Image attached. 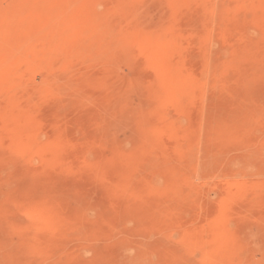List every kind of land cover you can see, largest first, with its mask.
Segmentation results:
<instances>
[{
	"label": "rangeland",
	"instance_id": "1",
	"mask_svg": "<svg viewBox=\"0 0 264 264\" xmlns=\"http://www.w3.org/2000/svg\"><path fill=\"white\" fill-rule=\"evenodd\" d=\"M2 1L0 3L1 4L0 5V13H5L6 11L10 12V10L15 13V15H14L15 20H13V21H15V23H14L15 28H14V25L12 27L13 36H12V39H10V41L7 42L6 46L9 47V49H10V47H12L13 50L15 49L14 52H16V53H17L16 49L19 48V50H20V48H21L20 47L21 46L20 40H23V44L27 43V45H28L27 41L30 42V39H31L30 43H33V41L36 43V42H38V41H36L37 39H39V41H40L44 37V35H48L49 33H51L53 31V29L55 28L56 24H58L60 22V21L57 22L58 16H59L60 20H62L61 22H63V23L65 22L69 25V26L67 25L68 29H66L64 31L65 36L64 35H62V36H64L63 38L69 40L70 42H76L77 40H79L80 36L82 35V31L84 32V31H86V29H87V35H89V38H90V36L93 34L92 27H94V24H93L94 22L91 20L92 16L95 15L96 13H99L101 15L106 14L107 12H109V10H110V12L105 15L107 18L106 20H108L109 23L114 24V26H116V29H115L116 33H114L115 35L116 34H118V36L122 35V37H121L122 41H119L120 44L118 42L117 43L118 45L114 49H112L113 47L110 48V49H112L110 53H108L110 51V49H109V51L104 50V53H103L104 56H103L102 52H101V56H100V54L99 55H95V54L89 55L85 58V60L80 61L81 63L83 62L84 64L83 63L80 64L79 67H78L79 61H77L75 63L76 64V67L74 69L75 71H73V73H72L73 74V78L71 80L72 83L68 84V85H70V87L68 85L66 87H64L65 85H63V84L59 85L58 84L59 80L56 79L57 80L56 81L54 79L55 80V81H53L54 85L58 84L57 85L58 87H56L52 90V89H50L51 88L50 83H49V85L47 83L48 79L50 81V78L45 73L43 74L42 72H39V71H36V72L32 71L30 73V77H31L30 80L32 82V86L34 87V89H36V91L35 92H29L28 94L27 93H25V94L21 93L20 95L14 94V95H12V97L8 98L9 96H6V94H7L6 91L11 90L12 88L13 89L16 88L15 86H17V83H18L16 81L17 77H19L20 75H23V74L25 75L27 70L20 68L18 65L16 66V64L11 63L12 60H9V62L7 61L6 65L0 66V99H1L0 100V109L4 113V114L3 113L0 114V148H1L0 153H2V156L0 154V157L2 160L4 157H5L4 159H6L3 161L0 159V161H1L0 162V237L6 238L10 241V242L8 241L9 247L6 246V247L0 248V254H1L0 262L4 261L5 259H8V256L10 257L11 255H12V258H16L17 256L18 257H22V256L25 257L27 255H31V253H33V252L34 253L38 252L37 254L46 255L44 260H42L41 263L39 262L38 264H105L103 259L98 258V255L106 254L115 245L120 243V241L130 240V239L135 240L134 233H135V230L138 228V225L141 226V224H138V223H140L139 221H141L142 213H141V211L137 212V213L134 212V214L136 213L135 215H133V213H132V215H130L128 217L127 222L125 224H123V227L119 228V229L116 227V224L112 228V225L114 223L113 220H115V223H116V217H117V214H116V216L114 217L115 219L113 217H112L113 219H111L110 217L108 218L109 221L110 220L112 221L110 224H107L108 228L111 231L106 227V225L104 226L106 228L101 226L102 227L101 229H100V225H99L98 231H96L94 234H90V230H89L90 219L93 222L100 221L102 223V220L105 219V217H101V219H99L100 216L98 214H99L100 210H98V209H96V210L94 209V211L86 212L85 215L79 214V213L77 214L75 212L78 209H82L83 206L85 205V203H86L85 202L86 190L88 191L90 189L89 187L94 185V187L91 189L95 190L97 197H99V200L104 201L103 203L106 205V201L110 199L109 197L113 193L117 192L119 189V186L122 185V182L120 181V179L117 176L121 175L123 173V171H125V168L127 165L133 166L134 164H137L141 160L144 159V157H143L144 155L142 153L140 154L138 152L139 147L146 146V144H148L147 145L148 147H150L149 145H151V147L152 146L156 147L157 145L161 146L163 148L169 147L171 145L170 140L167 141L169 139L168 136L170 137V135H169L170 129L169 128H170V126H172L174 124L179 125V127L181 126V128L182 127L185 128L186 131H188V132H193L197 128L196 122L195 123L193 122L194 124L191 122V117L194 114V109H193V111L190 109H187L186 111H184L185 113L182 112L181 118H180V116H178V111H179L183 101L180 100L179 97L177 98V96H175L172 93V92H174L175 89L173 87H170V85L174 86L175 82H173V81L180 79L181 76H182L181 77L182 79H183V77L184 78L186 77V74L188 76V70L186 68H188L187 65L190 63V60H191L190 55L192 54L193 55L192 57L194 58V56L196 55L195 53H197L200 50V47H202L203 41L206 39L205 36H204V39L199 38L201 41H198L195 39V37H197V36L202 37V35H203L202 31H204L205 35H206V31L203 29L204 26H206L205 27L206 29H207V27L211 26V30L208 29L209 32L207 31L208 34L206 35V37L210 38V36H212L211 38H213V40L217 39L219 36H224V37H227L228 35L229 36L235 35L236 37L238 36L236 38L237 41H234V43H232L230 45V49L232 48L231 51H233V55L232 56L227 55L228 56L227 57L228 63L226 64V66L225 65L222 66L223 65L222 64L221 68L219 67L220 71L223 72L222 74L227 76V80L225 79L226 83H228V85H230L231 83L235 84L234 85L235 88H233L234 87L233 84H231L230 86L226 85L222 88H218L219 90H222L219 92L220 96L222 97L221 99H224V98L227 99V97H229V99H227V100H231L234 103H242V102H245L246 100H248L249 96L250 97L253 96L254 93L250 92L251 90L249 91L248 89H246L245 85H246L247 79H248V77H247L248 72L247 71L250 68V66L252 65V63H254L258 59V62L261 61V66H260L261 69H264V0H245L247 2V3H245V5H243L242 3H234L235 0H216V1L212 0V2H213L211 5V8H212L211 11L212 12L210 11V7H209V9H206V6H203V5L195 7L194 3H196V2L199 3L200 2L199 0H194V1L193 0H98V1H96V0H69L68 1L69 5L67 7L68 9L64 7L65 9H67L68 14L64 13L66 11L65 9L64 10H61V9L58 10L59 5H61V7H62L63 0H45V1H43V0H38V1L37 0H2ZM236 1H238V0H236ZM44 2H46L47 4ZM202 2H204V1H202ZM38 3L42 9L38 6ZM42 4H44V5L46 4V6H47V7L45 6L46 9H45L44 5L42 7ZM26 5L28 6V8ZM36 5H37L38 9H37ZM195 5H197V4H195ZM31 7L32 8L34 7L33 8L34 10ZM198 7L200 8L198 10V12L200 11L201 13H203V15H205L204 13L206 11H210V14H212V16H210L211 19L207 20L206 17L205 18L202 17V19H201V16H200L199 19H197V20L185 21L184 17L186 16L185 18H187L188 15H190L191 12L194 13L195 11H193V10H195ZM43 8L45 9V11L47 12V15H48V17L46 16V18L44 16V15H46L45 14L46 12L44 11ZM241 8L243 9V12H245V13H241L242 12ZM236 10H238V11L236 12ZM183 12L185 13V15ZM198 12H195V13H198ZM18 13H19V17L22 19H20L18 17ZM43 13H44V15H43ZM92 13H93V15H92ZM214 13H216V14H214ZM237 13L239 15H242V16L240 17ZM38 14L40 15V17L42 19L38 18V16H39ZM51 14H53L52 16L54 18L57 15L56 20L52 19L51 22H49V23L47 22V24H45L46 22H43L42 20L45 19V21H46L49 18V16H51ZM137 14H139L140 17H142L143 23H140L141 26H139L140 28H139L138 33H136V34L134 33L135 36L131 33L128 35L127 33L131 29L130 24L132 27L133 26L132 24L134 23V21H133L134 17ZM26 16H28V17H26ZM35 16H36V18H35ZM65 16H66V18H65ZM67 16H68V18H67ZM63 17H64V19H62ZM30 18H31V22H30ZM37 18L39 20H37ZM22 20H24V21H22ZM48 24H49V26H46ZM91 25H93V26L91 27ZM181 25H182V27H181ZM202 26H203V28H202L203 30L199 31ZM178 27H180L182 30L178 29ZM184 27H185V29H183ZM44 29H46V30H44ZM88 29H89V33H88ZM169 29H171V31ZM21 30H22V32H21ZM172 30H173V32H172ZM175 31H176V33H175ZM180 31H182V34H180ZM64 32H63V34H64ZM199 32H202V34L200 35ZM14 33L15 34L17 33V36ZM19 33H21V34L19 35ZM188 33L191 36L188 35ZM196 33H198L199 35L196 36ZM186 34L188 36H190L189 38H191L193 36V38H192L193 40L188 41V37H186ZM222 34H225V35H222ZM78 35H80V36H78ZM130 35H132V36H130ZM172 35H173V37H175V41L177 39V44H175V41H174V38L172 37ZM179 36H181L180 38H183V41H181L182 39L180 40ZM40 37H41V39H40ZM130 37H132V40ZM229 38H231V37H229ZM238 38H241V39H238ZM32 39H33V41H32ZM171 39H173V40H171ZM179 40L181 43L178 42ZM186 41L190 42L189 46L188 45L186 46V47H188L187 49H185L186 47L184 48V45L188 44V42H186ZM102 43H104V42H102ZM119 45H121V46H119ZM217 45H218L217 43H214V46H215L214 50L216 48L217 49L219 48V45H218V47H217ZM23 46H22V49L20 50L22 52L21 54H23V53L26 54L24 52L26 50V47L23 48ZM166 46H168V47H166ZM120 50H122L121 53H123V54L120 53ZM196 50H197V52H196ZM20 51H18L17 54L15 53L16 56L14 58H18L17 55H19ZM41 51L42 50H40V51L36 50L37 53H35V52L34 53H27L26 57H28L29 61H33L34 60L33 58H35V61H36L37 59H39L41 57L38 55L39 53H41ZM106 52L108 53V55ZM193 52L195 55L193 54ZM124 53H125V55H124ZM116 55H118V56H116ZM114 56H115V58H113ZM96 58H97V60H96ZM111 58H112L111 61L114 60L112 63L113 65H111L110 67L109 66L106 67V65H107L106 62H108ZM214 59H215V55L213 54L212 60H214ZM185 61H186V63H185ZM93 62H94V64H93ZM178 62H180V63H178ZM182 62L184 65L181 64ZM118 67L121 70L120 69L118 70ZM183 68L186 70H184ZM171 69H172V71H171ZM81 71H82V73L84 72L83 73L84 76L81 74ZM119 71L121 73H119ZM86 72H87V74H86ZM16 74H18V75H16ZM222 74H220V76ZM263 74H264V70L262 71V74L259 75V80H261L263 82V83H261V85L259 84L260 88H259L258 84L257 85L255 84L257 87H254L252 89V91H257L256 88H258V91H261L262 90L261 87H264V85H263L264 84V80H263L264 75ZM104 75H105V77H104ZM108 75L109 76L113 75L112 79L114 78L116 80L117 86L120 85V87L122 86L123 88H126V89L131 87V86H129L128 83H131L132 81L136 82V81L141 80V85L137 89H133L131 91V94H129V97H128L129 102H130L133 110L138 111V109H139V111L136 113L134 112L135 114H132L131 120H125L124 118L122 121L120 119H119L120 121L119 120L117 121L115 119H110V124L108 125L109 128H107L109 131V135L108 136L106 135L103 137H104L105 141H106V137H107L108 140L112 139L111 141H115L117 144L122 145L123 148L126 150V152L130 149L128 151V158L127 159H123V158L119 159L117 157L118 155H117V152L115 150L113 151V149L111 147H106L103 150V156L105 159H103L101 165L103 167H105L106 171L108 172L107 177H109L112 181L110 179L109 180L104 179V180L100 181V180H97L95 178L96 181L93 184L94 179L89 180L92 178H88L89 176L87 175L88 173H86V170L81 168V166H80V168H81L80 169L77 162H75L76 161V158H75L76 150L74 152H72V149H71L72 147L70 146V142H72L74 139L81 141L84 136L85 137H86V135L89 136L90 133L92 132V130L93 129L95 130L94 126H95V123L97 124V118H98L97 116H98L99 111H100V113H102L101 116H99L100 118L102 116H105L104 110L101 109L100 107L102 105V102H105L104 100H106V99H104V92L106 90V89L104 90V87L106 88V85L104 86V80L107 78ZM232 76L235 78V82L238 81L237 84L233 81L234 79ZM78 77H80V78L82 77L81 80ZM41 78H44V79H41ZM46 78H47V80H46ZM147 78H148V80H147ZM207 78L209 81L210 76ZM51 79H52V77H51ZM76 80H78L77 82H79V80H80V83L75 82ZM231 80H232V82H231ZM44 82L47 84L45 85ZM63 82L64 81H60V84ZM119 82H121V84H119ZM145 82H147V83H145ZM209 82L207 83L206 87H208ZM74 83H76V84H74ZM171 83L174 85H172ZM142 84H143V87H141ZM54 85L52 84L53 87H54ZM59 86H61V90H62V92H64V93H62L63 95L59 92L60 90L57 91L58 89H60ZM174 87H176V86H174ZM206 87L204 88L203 91L208 90L207 95H209V93L213 94L215 92V89L212 88L211 90H209L210 87L208 89ZM228 87L230 89L233 88L232 91H230V89H228ZM243 87H244V89H243ZM69 88H71V90L72 89H74V90L70 91ZM165 88H166V90H165ZM39 89H44L45 93L43 95L37 94L38 93L37 90H39ZM102 89H103V91H102L103 93L101 96L103 98V101H102V98H100L101 96H99ZM242 89H243V91H242ZM68 90H69V93H68ZM212 90H214V92H211ZM52 91H53V93H52ZM167 91H169L170 93H167ZM203 91H202V94H204ZM216 91H218V90H216ZM76 92H77V94H76ZM207 92H205V95L203 96V97H205L204 98L205 100L207 99V96H206ZM3 93L6 97H1L3 95ZM70 93H72L71 96H70ZM73 93L76 95H74ZM171 93H172V95H171ZM223 93H225V94H223ZM79 94H80V96H79ZM87 94H89L88 98H87V96H88ZM155 94L157 95V97L159 96V99L157 101H156V99L153 98V97H156ZM222 95L223 96L226 95V96L223 97ZM84 96H85V99L87 98L86 100L84 99ZM91 96L94 97L95 99H97V98L98 99L93 100L94 98L93 99L90 98ZM42 97H43V99H42ZM44 97H46V98H44ZM69 97H71V98H69ZM210 97H211V95L208 96L209 100H210ZM63 98L65 100H63ZM78 99H80V101ZM152 99L154 100V103L151 101ZM178 99L180 100V105H179ZM204 99L202 98L203 102L201 105H203V109L205 106V108L207 110L206 109H205V111L203 110L204 112L202 114L203 118L201 120V123L203 124L202 127L204 128V131H206V132H202V138L204 139V141L202 139L203 143L201 142V148H203V146H202L203 144H204V146L206 144L212 145V148H214V145L215 146L217 145L216 147L219 148L220 146L224 147L226 144H232L233 143L235 146L237 145L238 147L236 146L237 147L236 148L233 145L234 147H231L232 149L227 148V157L230 158L231 154H233L232 155L233 158H237L238 157L237 154H239V153L241 154V155L239 154V156H241V157L237 158L239 161L237 160L238 163L236 164V171H235L236 173L234 172L231 174L227 170L225 172V169H221L219 171L216 170L213 172L214 175L212 174V176H210L209 179L205 180V182L201 178L196 177L192 180V183L195 182V183H193V185L195 187H198L199 189L203 190V192H202L203 198H204L203 200L205 202H207V203H209V205H213V206L218 205L219 209H221V212L223 213L222 215H223L224 219L225 218L229 219L228 220L229 222L227 221L226 223H228L227 226H228L230 234H228V236H226L227 238H224L220 243H217V245L215 243V245H213L214 247L211 246L210 247L211 249L208 248L207 252L204 253V251L202 252V249H200L199 246H198L199 248L197 247L198 244L200 245L202 243L201 237L199 235H196L192 232H190V233L184 232L183 226L179 225V224L177 226L173 227L172 229L169 227H166V225L163 226L164 225L163 220L159 219L158 222H154L152 225L149 226L151 231H150V229H148L149 227H147V226H143L141 228V230L143 231V236H145L144 239H145V241H147L146 242L148 245L147 258L151 264H153V263L154 264H159V263L160 264H175V262L177 264V261H176L177 257L176 256L177 255H184L183 252L185 251V253H186V251L193 246H194V248H193V251H194L193 256L194 257L193 258L197 262L198 261L201 262L204 259V257L209 256L210 254H213V256H214L215 253L217 255H219V254L221 255V253L224 252L225 255H227L228 254L227 249H229V247H230L229 244H233L235 242L234 239L238 240V237L234 235V232L238 228V221L233 218L232 214L233 213H234V215H235V213L241 214V212H243L246 215H249L248 213L251 212L250 216H252L253 214L256 213V214H260L259 216L257 215V217H262L261 214H263V218H264V210L262 209L263 205H264V196H263L264 191L262 189V188H264V166L256 168V162H257L256 160L258 159V156L260 155L261 152L258 153L259 154L258 155L257 153L256 154L252 153V151L249 148L244 149L246 147V145H248V144L251 145L255 141L254 140L255 139L254 133H255L256 128L253 132V129H254L253 124H254L255 120L252 118L249 119V117L247 119H245L244 120L245 122L241 124L240 128H235V130H233V133H231L232 136H235L234 133H236L237 137L236 136L235 137L230 136L232 139L230 138V141H229V139H227L228 143H226V142L222 143L219 140H220V138L223 140V137L225 136L226 132L223 131L219 127V124H217L216 121L209 123V121H208L209 118H207L209 115H211V116L215 115L216 116V114L220 110V104H216V105L214 104V107L213 106L210 107V104H208V102H210V101L206 100V102H207V105H206L205 104L206 102H204L205 101ZM61 100H62L63 105L66 104L68 106L67 107L68 109L66 108V109L57 110V107L59 105H60L59 106L60 108L63 107L61 104ZM100 100L102 102H100ZM30 102L34 103V104L38 103L37 108L39 111H37L34 114H33V112H28V111H26V113H25L23 108L27 103H30ZM63 102H65V103H63ZM71 102H73V105ZM91 102H92V104H91ZM220 102L221 101H219V102L217 101V103H220ZM75 104H77V106L79 107V108L76 107V108H78V112H76V109H75L76 105ZM83 104H84V106H86V108L88 107L87 108V111L89 110L87 112L88 114L86 113V108L84 109ZM95 105H96L97 109L95 107H93ZM221 107H223V105H221ZM90 108H94V110L90 109ZM69 109L71 110V112L77 113V116L75 115L76 113L74 114L76 116V118H74L75 116H73L69 112L70 111ZM74 109H75V111H74ZM65 110L68 111L66 114L64 113ZM81 110H82V113H81ZM49 111L52 112L54 115L49 114L50 113ZM212 111H213V113H211ZM63 113L65 116L63 115ZM92 113H95V114L92 115ZM100 113H99V115H100ZM140 113H143V115H141L142 117H140ZM205 113H206V115H205ZM159 117H160V119H159ZM65 118L67 120H65ZM100 118H98V123L101 122ZM199 118H201V115L199 116ZM77 119H78V121H77ZM92 119H93V121H92ZM235 119L237 120L239 118L237 117ZM114 120H115V122H114ZM203 120L205 121V123L202 122ZM127 121H128V123H127ZM250 121H251V123H250ZM44 124H45V126H44ZM74 124H76V125H74ZM86 124H87V126H86ZM237 124L239 125V122ZM40 125H42V126H40ZM197 125H198V123H197ZM209 126L213 127V128L210 129ZM45 127L48 128V130H44ZM89 127L93 128V129L90 130L91 128L89 129ZM214 127L217 130L219 128V130H218L219 133H217V130ZM246 127H248L247 130H246ZM83 128H84V130H83ZM187 128H188V130H187ZM208 128H209V130H208ZM42 129L45 132L44 131L42 132ZM163 129H164V131H163ZM237 129H238V131H237ZM89 130H90V133H89ZM35 131L38 134L41 133V135L40 134L38 135L39 138L36 135L37 133ZM39 131H41V132H39ZM53 131H54V133H53ZM220 132H221V134H220ZM34 133H36L35 134L36 136H34ZM239 133H241V134H239ZM216 134H218V135H216ZM238 134H239V137H238ZM45 135H46V138H45ZM165 135H167V136H165ZM248 135H249V137H248ZM32 136H34L35 138ZM252 136H254V138ZM25 137H27V138H25ZM98 137L100 139V140H98V142H100L103 145L104 139L102 138L101 135ZM160 137H161V139H160ZM205 137H206V141H205ZM208 137H209V139H208ZM215 137H218V138H215ZM235 139H237V141ZM38 140H40V141H38ZM11 141H12V143H10ZM57 141H59V142H57ZM239 141H241V142H239ZM46 142H47L46 147L48 150L46 149V147L43 146V144L46 145ZM238 142L240 143V145L237 144ZM244 142H246V143L248 142V144H246ZM263 144H264V141H262V143L259 145V148H261V151L264 153V145ZM41 145L44 148L42 149V152H41L42 154L39 155L38 159H35L34 162L32 161L33 167H34V170H33L31 160H33L34 157L37 156L36 152L38 151V149H40L39 146H41ZM106 145L109 146L110 145L109 142ZM249 145L247 147H249ZM33 146H35V147H33ZM42 146H41V148H42ZM135 146H138V147L136 148ZM68 147H70L69 148L70 150L68 149ZM235 148H236V150H235ZM44 149L47 150V151L45 150L46 151L45 154H43L45 152V151H43ZM231 150L233 152L230 154ZM97 151H100V150L99 149L97 150L95 147H93L92 149H90L88 151L82 152L81 155L84 156L87 161L95 162V160L97 158V153H98ZM234 151H236V153L237 152L238 153L234 154ZM132 152H134V153L131 154ZM244 152H246L247 154ZM89 153H90V155H88ZM242 153H244V157H243ZM229 154H230V156H229ZM248 154L249 155L251 154V155L249 156ZM69 155H71L72 158ZM163 155L166 156V154H164V152H163L162 157H163V159L165 158L167 161L166 162L167 168L172 169V168L180 165L178 158L177 159L171 158V157L166 158L167 156L165 157ZM232 156H231V158H232ZM247 156H248V158H250L249 161H247ZM69 157L71 160H69ZM253 159L255 161H253ZM246 161L248 164L251 163V165H248L246 163ZM58 162H59V164H58ZM55 163H57L59 166H57V164H55ZM30 165H31V167H30ZM61 165H62V167H60ZM237 165H238V167H237ZM257 165H259V164L257 163ZM77 166H78V169H77ZM250 166L252 168H250ZM244 167H246L247 169H250V171L248 170L249 173L246 172L247 169ZM254 168L259 169L258 170V173L260 172L259 175L257 173V170H255ZM261 168L263 170H261ZM244 169L246 171H244ZM237 170L239 171L238 173H237ZM29 171H32V174ZM33 171H34V173H33ZM58 171H59V173L62 172V174L58 173L59 176L57 174ZM240 171H242V173ZM80 172L82 174H80ZM244 173L245 174L248 173V175L247 174L245 175ZM168 174L169 173H167V172L164 174H161V176L158 177L160 180L157 181V179H156V181H157L156 183H159V186H162V187L165 186L169 181L168 176H170V175H168ZM110 175H112V176H110ZM161 177H162V179H161ZM170 177L174 178V175H172ZM175 178L178 179V178H180V176L176 175ZM75 180H76V182H75ZM251 180H253V181H251ZM247 181L249 184L247 186L252 187L250 190L247 186H245ZM254 181H255V183H254ZM115 182H117V183H115ZM231 182H233V184H235V185H233ZM243 183H245V184H243ZM86 186H88V187H86ZM241 187H242V190H241ZM243 188H245V189H243ZM84 189H86V190L84 191ZM246 189H247L248 194L245 191ZM243 191H245L244 192L245 195L243 194ZM224 192H225V194H224ZM250 192H252V193H250ZM34 194H36V195L34 196ZM49 194H50V199L49 198L46 199L45 196L49 197ZM241 194H242V196L243 195L244 196L242 197ZM250 194L252 195L253 199H255V200L252 199ZM255 194H257L258 196ZM175 195L177 196L176 198L180 197L179 192H178V194L175 193ZM153 198L150 201V203L146 206V210L152 212L156 208V210L154 212H156V211L158 213L162 212L164 208L158 207V209H157L156 199L155 198L153 199ZM42 199H43V201H42ZM247 200H248V203H250V204L254 202L253 205H251L252 206L251 208L248 206H245V203ZM239 201H240V203H239ZM223 202H224V204H223ZM258 202L259 203L263 202V203L262 204L260 203L258 205ZM241 204L243 205L242 207H241ZM261 205H262V207H261ZM61 206L62 207L65 206L67 208V210L65 207L63 209ZM19 207L20 208L23 207V209L26 208L27 210H30L31 212H27V213L32 215V217H36L39 220H41L42 222H46L47 224L51 223V224H49L50 227H51V225H52V227H54L53 224L54 225L57 224V225L54 227V229L51 227L53 230L50 228L49 230H46V231L44 229L45 227H42V226L41 227L35 226L36 227L35 228L33 225L30 224L28 217L27 218L25 217L26 214L20 215L17 213ZM125 207L126 206L124 205V207L122 208L123 210H119V212L121 214L125 213V210H124ZM15 208H16V210H15ZM153 208H154V210H153ZM26 209L23 212H26ZM253 209H255V211ZM60 210H61V212L58 213L57 211H60ZM63 210H64V212H63ZM262 210H263V212H262ZM45 211H48V213L52 212L53 215L51 213L47 214V213H45ZM11 212H12V214H11ZM14 212H15V214H14ZM230 213H232V214L230 215ZM41 214H43V215H41ZM62 214H65V215H62ZM14 215L16 216V218ZM56 216H58L59 218H57ZM60 216H63V217H60ZM190 216H191V214H187L186 218L188 217V220H190L191 219ZM43 217H44V219H42ZM51 217L53 220L49 221L51 219ZM82 217H86V224L87 225L84 226V229L82 227H79L81 224L79 221H81L80 219ZM48 218H49V220H47ZM55 218H57V219H55ZM108 219L106 218V220H108ZM21 220L23 221L22 223H21ZM54 220H56V221H54ZM160 220H162V221H160ZM57 221L60 223H58ZM3 222H4V224H3ZM100 222H98V224H100ZM160 222H162V223H160ZM58 224H60L61 226H59ZM40 225H42V224H40ZM109 225H111V226H109ZM196 225L197 224H195L193 226L196 228ZM29 226L31 228H29ZM9 227L12 230H10ZM144 227L146 230L143 229ZM156 227H158V228H156ZM258 227L259 226H256L255 229L253 230L254 232H256L255 236L258 235L257 231H259L258 229H260V227L259 228ZM80 228H81V232H79ZM115 228H117V231H115ZM7 229H9V230H7ZM203 229L205 230V231L204 230L203 231L206 233V235H210L209 237L214 235V234H212L213 232H211V234H208L211 231V228H207V225ZM101 230H102V232H101ZM208 230H209V232H207ZM107 231L110 234H108ZM98 233H100V236L98 235ZM92 235H95L94 236L95 238L92 237ZM97 235H98V237H96ZM255 236L251 238L252 240H250V242H252L251 244L254 247L259 248L262 240L259 239L260 235L258 236L259 238L255 237ZM169 240L170 241L173 240V241L170 242ZM197 240L199 242H197ZM200 240H201V242H200ZM232 240H233V242H232ZM37 241L43 242L41 248L39 247L40 249L36 248V246H35V244H37ZM226 241H228L229 244L225 243ZM48 244H49L50 248H47ZM6 248L8 249V251ZM37 249H38V251H36ZM157 249H159V251ZM195 249H196V251H195ZM208 251H209V253H208ZM167 253H169V254H167ZM175 253H178V254L175 255ZM224 253H222V254H224ZM135 254H137L136 251H135V253L133 252V255H135ZM255 254H256V252H254L252 254V259L257 256V258H255L253 260H254V262L260 264L261 262L259 260H261V261L264 260V254H260V253L257 255H255ZM151 255H153V256H151ZM262 255H263V258H262ZM245 257L247 258L248 255H245ZM175 258H176V260H175ZM231 260H232L231 258H227V259H225V261L223 260L224 263H216V264H226V262H227V264H238L236 262L234 263L233 261L231 262ZM171 261H173V262H171ZM262 262L264 263V261H262Z\"/></svg>",
	"mask_w": 264,
	"mask_h": 264
},
{
	"label": "bare ground",
	"instance_id": "2",
	"mask_svg": "<svg viewBox=\"0 0 264 264\" xmlns=\"http://www.w3.org/2000/svg\"><path fill=\"white\" fill-rule=\"evenodd\" d=\"M2 0H0V3H1ZM38 1V0H37ZM45 1V0H43ZM69 0H63L62 2V7L61 5H59L58 7V10L61 9V10H64L65 8L68 7L69 5ZM98 1V0H96ZM194 1V0H193ZM200 2H196L194 3V6H206V9H209L210 7V11H211V5H212V0H199ZM204 1V2H202ZM216 1V0H214ZM239 1V0H238ZM238 1H234V3H242L243 5H245V3H247L245 0H240L239 2ZM3 2V1H2ZM35 2V1H34ZM49 2V1H48ZM37 3V2H36ZM35 3V4H36ZM46 3V2H44ZM50 3V2H49ZM48 3V4H49ZM71 3V2H70ZM91 3V2H90ZM96 3V2H95ZM27 4V3H26ZM47 4V3H46ZM46 4H42V7L44 5V7L46 6ZM197 4V5H195ZM1 5V4H0ZM7 5V4H6ZM76 5V4H75ZM241 5V4H240ZM27 6V5H26ZM38 6H39V3H38ZM55 6V5H54ZM114 6V5H113ZM193 6V7H194ZM37 7V5H36ZM35 7V8H36ZM40 7V6H39ZM47 7V6H46ZM45 7V9H46ZM61 7V8H60ZM65 7V8H64ZM214 7V6H213ZM232 7V6H231ZM28 8V6H27ZM32 8V7H31ZM34 8V7H33ZM32 8V9H33ZM41 8V7H40ZM63 8V9H62ZM244 8V7H243ZM248 8V7H247ZM5 9V8H4ZM14 9V8H13ZM31 9V10H32ZM38 9V7H37ZM42 9V8H41ZM44 9V8H43ZM44 9V11H45ZM68 9V8H67ZM67 9H65L66 11L64 13H67ZM200 8H196L195 12H198ZM242 9V8H241ZM2 10V9H1ZM8 10V9H7ZM30 10V11H31ZM34 10V9H33ZM32 10V11H33ZM202 10V9H201ZM16 11V10H15ZM43 11V10H42ZM69 11V10H68ZM190 11V10H189ZM188 11V12H189ZM210 11H206L203 15V13H190V15H188L187 18L184 17V20L185 21H193V20H197L199 19V17L201 16V19L202 17H206V19H211L210 16H212V14H210ZM238 10H236L237 12ZM241 11V10H240ZM18 12V11H17ZM38 12V11H37ZM46 12V11H45ZM44 12V13H45ZM54 12V11H53ZM62 12V11H61ZM110 12V10H109ZM109 12H105L106 14H108ZM212 12V11H211ZM216 12V11H215ZM34 13V12H33ZM39 13V12H38ZM43 13V15H44ZM76 13V12H75ZM180 13V12H179ZM182 13V12H181ZM184 13V12H183ZM241 13H245L243 12V9H242V12ZM40 14V13H39ZM38 14V15H39ZM46 16L48 17L47 15V12L45 13ZM56 14V13H55ZM63 14V13H62ZM68 14V13H67ZM66 14V15H67ZM106 14H99V13H96L95 15H93L92 13V18L91 20L94 22V27H92L93 25H91L92 29H93V34L90 36L89 38V35H87V29L86 31H82V35H78L80 36L79 40H77L76 42H70L69 40L67 39H64L63 37L65 36V30L68 29V24L67 23H63L61 22L62 20H60L59 16H58V19H57V22H59L58 24H56L55 28L53 29V31L51 33H49L48 35H44V37L41 39L40 37V41L39 39H37L36 41L38 42H34L33 39V43H30L31 42V39H30V42H28V45L27 43L26 44H23V40H20L21 41V48L20 50L22 49V46L23 48L26 47V50L24 51L26 54H21L22 52L18 49H16L17 53L18 51H20L18 58H14L16 55L14 52V50L12 49V47H7V42L10 41V39H12V36H13V33H12V27L15 23V13L13 11L10 10V12L6 11L5 13H0V66L2 65H6L7 64V61L9 62V60H12L11 63L13 64H16V66L18 65L20 68H23V69H26L27 72L26 74L24 75H20L19 77H17L16 81L18 82L17 83V86H15L16 88H12L11 90H7V94L6 96H9L8 98L12 97V95L14 94H25V93H29V92H35L36 89H34V87L32 86V82H31V77H30V73L32 71H39V72H42L43 74L45 73L49 78H50V81L48 79L47 83L49 85L50 83V86L51 88L50 89H54L56 87H58L57 85H65L64 87H66L69 83L71 84V80L73 78V71H75V67H76V62L79 61L78 63V67L80 64H82L80 61H83L85 60V58L89 55H99L101 56V52L102 54L104 53V50H108L110 48L114 49L118 44L119 41H122L121 40V37L122 35L118 36V34H114L116 33V26H114V24H111L108 22V20H106ZM187 14V13H186ZM216 14V13H214ZM224 14V13H223ZM238 14V13H237ZM36 15V14H35ZM53 14H51V16H49V18L45 21L42 20L43 22H46L45 24H47V22H51L52 19L56 20V17L54 18L52 16ZM185 15V13H184ZM239 15V14H238ZM244 15V14H243ZM42 16V15H41ZM64 16V15H63ZM91 16V15H90ZM89 16V17H90ZM240 17L242 15H239ZM18 17H19V13H18ZM23 17V16H22ZM28 17V16H26ZM31 17V16H30ZM72 17V16H71ZM77 17V16H76ZM20 18V17H19ZM36 18V16H35ZM38 18L42 19L40 17V15L38 16ZM37 18V20H39ZM66 18V16H65ZM68 18V16H67ZM216 18V17H215ZM22 19V18H20ZM64 19V17L62 18ZM73 19V18H72ZM34 20V19H33ZM36 20V19H35ZM36 20V21H37ZM53 20V21H54ZM67 20V19H66ZM182 20V19H181ZM218 20V19H217ZM24 21V20H22ZM35 21V22H36ZM134 23L132 24L133 26L131 27V24H130V30L129 32L127 33L128 35L131 33L134 35V33H138L139 31V26H141L140 23H143V19L142 17H140L139 14H137L135 17H134ZM216 21V20H215ZM30 22H31V18H30ZM40 22V21H39ZM119 22V21H118ZM218 22V21H217ZM85 23V22H84ZM195 23V22H194ZM223 23V22H222ZM31 24V23H30ZM41 24V23H40ZM89 24V23H88ZM187 24V23H186ZM185 24V25H186ZM197 24V23H196ZM210 24V23H209ZM22 25V24H21ZM68 25V26H67ZM116 25V24H115ZM34 26V25H33ZM46 26H49L46 25ZM51 26V25H50ZM176 26V25H175ZM180 26V25H179ZM199 26V25H198ZM204 26V25H203ZM203 26L201 27V30H205L206 31V35L208 34L207 31L209 32V30H211V26L207 27V29L205 28L206 26ZM38 27V26H37ZM182 27V25H181ZM186 27V26H185ZM185 27L183 29H185ZM195 27V26H194ZM215 27V26H214ZM236 27V26H235ZM14 28H15V25H14ZM13 28V29H14ZM50 28V27H49ZM203 28V29H202ZM21 29V28H20ZM37 29V28H36ZM178 29H181L180 27H178ZM177 29V30H178ZM209 29V30H208ZM26 30V29H25ZM33 30V29H32ZM31 30V31H32ZM38 30V29H37ZM46 30V29H44ZM51 30V29H50ZM171 31V29H169ZM182 30V29H181ZM196 30V29H195ZM28 31V30H27ZM22 32V30H21ZM34 32V31H33ZM64 32V34H63ZM173 32V30H172ZM171 32V33H172ZM188 32V31H187ZM195 32V31H194ZM203 32V35L202 37L200 36H197L199 35L198 33H196V36L195 39L198 40V41H201L199 38H203L204 39V36H205V40L203 41V44H202V47H200V50L194 54V58L192 57L193 55L189 54L190 55V63L187 65L188 68H186L188 70V76L186 74V77L183 79L180 77V79H177L176 81H173L175 82V85L176 87L174 86H171L170 87H173L175 90L174 92H172L175 96H177V98L179 97L180 100H182V104H181V107L178 111V116H180V118L182 117V112L186 111L187 109H190L193 111L194 109V114L192 115L191 117V122L195 123L196 122V126L197 128L193 131V132H188L186 131L185 128H181V126L179 127V125H172L170 126V131H169V135L170 137L168 136V140H170V143L171 145L169 147H161V146H152L149 145L150 147H148L146 144V146H143V147H139L138 148V152L141 154H143L144 156V159L141 160L139 163L137 164H134L133 166H126L125 168V171H123V173L119 176H117L120 181L122 182V185L119 186V189L117 192L113 193L109 198V200L106 201V205L103 203L104 201H101L99 200V197H97L96 195V192L94 189H91L94 187L91 186L89 187L90 189L87 191L86 189H84V191L86 190V200H85V205L83 206L82 209H78L77 211H75L77 214H83L85 215L86 212H90V211H94V209H98L100 210L99 211V219H101V217H105V219L102 220V223L100 221V224H98V222H93L91 219H90V223H89V230H90V234H94L96 231H98V228H99V225H100V229L102 228L101 226H105L108 228L107 224H110L112 221L110 220L109 221V217L111 219H113L116 214H117V217H116V223H115V220L113 225H112V228L114 227V225L116 224V227L119 229V228H122L123 227V224H125L127 222V219L130 215H135L137 212H140L142 213V218H141V221H139L140 223L138 224H141L138 225V228L135 230V233H134V238L135 240H124V241H120V243H118L117 245H115L110 251H108L106 254H100L98 255V258L99 259H103L104 263L105 264H151L150 261L148 260L147 258V253H148V245H147V241H145L144 237L143 236V231L141 230V228L143 226H147L149 227L150 225H152L154 222H158L159 219H162L163 222H164V225H166V227H169V228H173L175 226H177L178 224L179 225H182L183 228H184V232L186 233H194L196 235H199L201 237V240H202V243L199 245H197V247L199 246L200 249H202V252L204 251V253L207 252L208 248L211 249L210 247L215 245H217V243H220L224 238H227L226 236H228V234H230L229 232V229H228V226L226 223L229 219L223 217V213L221 212V209H219L218 205L217 206H213V205H209V203L205 202L203 199V190L202 189H199L198 187H195L193 185V182L192 183V180L194 178H201L202 180H207L209 179L210 176H212L213 172L216 171V170H221V169H225V172L226 170L228 172H230L231 174L234 173L236 171V164L238 163V157H241L239 156V154L236 153V151H234V154L236 153L237 154V158H233V154H231L233 151L231 150L230 154L232 156L227 157V148H231V147H234L235 145L232 143V144H224L225 146L222 147L220 146L219 148H217L215 145H214V148H212V145H209V144H206L204 146V144L202 145L203 148H201V142H202V132H206L204 131V128L202 127V123H201V120H202V114L203 112L205 111V106H204V109H203V105L202 104V98L204 99L205 97H203L205 95V92L207 91H203L204 88L207 86V83L209 82V85L208 87H206L207 89L209 88V90H211L212 88L215 89V92L214 90H212L211 92H214L213 94H208V92L206 93V96H207V99L208 101V104H210V107H214V104H220V110L219 112L216 114V116L214 115H209L207 118L209 123H212L214 121L217 122V124H219V127L226 132L225 136L223 137V140L220 138V142L222 143H228L227 139H229L230 141V136L231 133H233V130H235V128H240L241 124L244 123L245 119H247L249 117L254 119V129H253V132L255 130V141L254 143H250L251 145L248 144V142H244L246 144L249 145V147H247L248 145H246V147L244 149H250L252 151V153H260V157L258 156V159L256 160V168H259V167H263L264 166V153L261 151V148H259V145L262 143V141H264V87H261L262 90L261 91H258V88L257 91H252V89L254 87H257L256 85L259 84L261 85V83H263L261 80H259V75L262 74V71L264 69H261V61L258 62V59L252 63V65L250 66V68L248 69V73H247V83L245 85L246 89H248L250 92L254 93L252 97L249 96L248 100H246L245 102H242V103H234L232 102L231 100H227L229 99V97H227V99H221L222 97L220 96V91L222 90H219L218 88H222L226 85H228V83H226L225 79L227 80V76H225L224 74H222L223 72L220 71V68H221V65L222 66H226V64L228 63V56H232L233 55V51H231L230 49V45L232 43H234V41H237V37L234 35H228L227 37H224V36H219L217 39L213 40V38H211L212 36H210V38L206 37L205 35V32ZM202 32H199L200 35L202 34ZM211 32V31H210ZM88 33H89V29H88ZM154 33V32H153ZM176 33V31H175ZM174 33V34H175ZM15 34V33H14ZM21 33H19L20 35ZM23 34V33H22ZM36 34V33H35ZM180 34H182V31H180ZM233 34V33H232ZM17 36V33L15 34ZM64 35V36H62ZM127 35V36H128ZM171 35V34H170ZM188 35H190L188 33ZM186 34V37H188V41H192L193 39V36L191 38H189L190 36H188ZM222 35H225V34H222ZM22 36V35H21ZM77 36V37H78ZM132 36V35H130ZM135 36V35H134ZM133 36V37H134ZM146 36V35H145ZM195 36V35H194ZM209 36V35H208ZM37 37V36H36ZM76 37V38H77ZM173 37V35H172ZM178 37V36H177ZM181 36H179L180 38ZM233 37V38H232ZM240 37V36H239ZM22 38V37H21ZM38 38V37H37ZM131 40H132V37H130ZM174 38V41H175V37ZM178 38V39H179ZM27 39V38H26ZM129 39V38H128ZM182 39V40H181ZM186 39V38H185ZM190 39V40H189ZM238 39H241V38H238ZM245 39V38H244ZM71 40V39H70ZM173 40V39H171ZM181 41H183V38H180ZM180 40L178 42H180ZM187 40V39H186ZM185 41V40H184ZM186 41V42H188ZM26 42V41H25ZM48 42V43H47ZM104 42V43H102ZM136 42V41H135ZM134 42V43H135ZM138 43V42H137ZM181 43V42H180ZM185 43V42H184ZM189 43L188 44H185L184 45V48L188 45L189 46ZM214 43H217L219 45V48L216 50H214ZM248 43V42H247ZM23 44V45H22ZM120 44V42H119ZM167 44V43H166ZM175 44H177V39L175 41ZM174 44V45H175ZM252 44V43H251ZM250 44V45H251ZM10 45V44H9ZM134 45V44H133ZM161 45V44H160ZM198 45V44H197ZM217 45V47H218ZM121 46V45H119ZM178 46V45H177ZM183 46V45H182ZM201 46V45H200ZM128 47V46H127ZM168 47V46H166ZM172 47V46H171ZM179 47V46H178ZM191 47V46H190ZM234 47V46H233ZM255 47V46H254ZM173 48V47H172ZM183 48V49H184ZM188 47H186L185 49H187ZM257 48V47H256ZM108 52L110 53L111 50ZM129 49V48H128ZM199 49V48H198ZM36 50H42L41 53H39L38 55L41 56L39 59H37L35 61V58H33L34 60L33 61H29L28 60V57H26L27 53H37ZM166 50V49H165ZM124 51V50H123ZM131 51V50H130ZM106 52V53H107ZM113 52V51H112ZM122 52V50H120V53ZM127 52V51H126ZM125 52V53H126ZM171 52V51H170ZM173 52V51H172ZM177 52V51H176ZM184 52V51H183ZM186 52V51H185ZM16 53V54H17ZM107 53V55H108ZM119 53V54H120ZM124 53V55H125ZM42 54V55H41ZM118 54V55H119ZM123 54V53H121ZM127 54V53H126ZM215 55V59L212 60V55ZM116 55V56H118ZM228 55V56H227ZM236 55V54H235ZM29 56V55H28ZM104 56V54H103ZM102 56V57H103ZM128 56V55H127ZM93 57V56H92ZM106 57V56H105ZM179 57V56H178ZM192 57V58H191ZM258 57V56H257ZM115 58V56L113 57ZM126 58V57H125ZM176 58V57H175ZM180 58V57H179ZM227 58V59H226ZM263 58V57H262ZM102 59V58H101ZM189 59V58H188ZM97 60V58H96ZM112 58L106 62L107 66H111L113 65V61H111ZM187 60V59H186ZM88 61V60H87ZM102 61V60H101ZM104 61V60H103ZM121 62V61H120ZM87 63V62H86ZM176 63V62H175ZM180 63V62H178ZM186 63V61H185ZM10 64V63H9ZM84 64V63H83ZM94 64V62H93ZM174 64V63H173ZM182 65L183 62L181 63ZM180 64V65H181ZM168 65V64H167ZM171 65V64H170ZM230 65V64H229ZM14 66V65H13ZM12 66V67H13ZM163 66V65H162ZM175 66V65H174ZM105 67V68H106ZM161 67V66H160ZM178 67V66H177ZM185 67V66H184ZM220 67V68H219ZM4 68V67H3ZM179 68V67H178ZM120 68L118 67V70ZM162 69V68H161ZM184 69V68H183ZM184 69V70H186ZM86 70V69H85ZM84 70V71H85ZM121 70V69H120ZM163 70V69H162ZM165 70V69H164ZM181 70V69H180ZM19 71V70H18ZM21 71V70H20ZM83 71V70H82ZM81 71V74L84 76V72L82 73ZM100 71V70H99ZM107 71V70H106ZM172 71V69H171ZM179 71V70H178ZM80 72V71H79ZM88 72V71H87ZM86 72V74H87ZM104 72V71H103ZM168 72V71H167ZM170 72V71H169ZM175 72V71H174ZM186 72V71H185ZM184 72V73H185ZM108 73V72H107ZM119 73H121L119 71ZM118 73V74H119ZM20 74V73H19ZM158 74V73H157ZM176 74V73H175ZM179 74V73H178ZM220 74H222L220 76ZM15 75V74H14ZM18 75V74H16ZM79 75V74H78ZM120 75V74H119ZM224 75V76H223ZM232 75V74H231ZM264 75V74H263ZM262 75V76H263ZM112 76H107V78L104 80V86L106 85V88L104 87V100L105 102H102L103 101V98H102V91L103 89L101 90L100 92V95L101 96L100 98H102V101L100 100V102H102V105H101V109L104 110V114L105 116H102L101 118L99 116H101L102 113H100V111L98 112V118H100L101 122L98 123V118H97V124L95 123V130L91 127H89L90 130H92V132L90 133V130H89V133L90 135L86 137L84 136L82 138L81 141L79 140H73L72 142H70V146L72 147V152H75L76 156V161L79 168L81 166V168H83L84 170H86V173H88L87 175L89 176L88 178H92V179H89V180H93V184L94 182L97 180H104V179H107L109 180L110 178L107 177V174L108 172L106 171L105 167H103L101 165L104 156H103V150L106 148V147H111L113 149V151L115 150L117 152V157L119 159H127L128 158V150L126 152V150L123 148L122 145H119L117 144L115 141H111V140H108L107 137H106V141L104 139L103 136H108L109 135V131L107 128L108 125L110 124V119H115V120H123V118L125 120H131L132 118V114H135L136 112L139 111H134L130 102H129V94H131V91L133 89H137L140 85H141V80L139 81H132L131 83H128L129 86H131L130 88L126 89V88H123L122 86L120 87V85L117 86L116 84V80L113 78L112 79ZM176 76V75H175ZM178 76V75H177ZM210 76V79L208 81V78ZM9 77V76H8ZM15 77V76H14ZM42 77V76H41ZM52 77V79H51ZM105 77V75H104ZM103 77V78H104ZM233 77V76H232ZM16 78V77H15ZM45 78V77H44ZM44 78H41V79H44ZM80 78V77H78ZM82 78V77H81ZM80 78V80H81ZM121 78V77H120ZM174 78V77H173ZM59 80L58 84L57 85H54V82L55 80ZM88 79V78H87ZM91 79V78H90ZM141 79V78H140ZM144 79V78H143ZM232 79V78H231ZM234 79V80H233ZM233 81L235 82V78L233 77ZM262 79V78H261ZM13 80V79H12ZM34 80V79H33ZM47 80V78H46ZM56 80V81H57ZM80 80L79 82H77L78 80H76L75 82L77 83H80ZM148 80V78H147ZM173 80V79H172ZM231 80V82H232ZM264 80V78H263ZM60 81H64L63 83L60 84ZM145 81V80H144ZM225 81V82H224ZM74 82V81H73ZM83 82V81H82ZM230 82V83H231ZM6 83V82H5ZM45 83V82H44ZM45 83V85L47 84ZM54 85V87L52 86V84ZM106 83V84H105ZM133 83V84H132ZM147 83V82H145ZM150 83V82H149ZM229 83V84H230ZM236 84L238 83L235 82ZM76 84V83H74ZM119 84H121V82H119ZM212 86H211V85ZM233 84V83H231ZM230 84V85H231ZM256 84V85H255ZM44 85V86H45ZM151 85V84H150ZM228 85V86H230ZM235 84H233L234 86ZM239 85V84H238ZM264 85V84H263ZM262 85V86H263ZM70 87V85H68ZM126 86V85H125ZM232 86V87H233ZM10 87V86H9ZM46 87V86H45ZM60 89H58L57 91H59L61 94L64 93L62 92L61 90V86H59ZM143 87V84L142 86ZM151 87V86H150ZM169 87V86H168ZM169 87V88H170ZM48 88V87H47ZM77 88V87H76ZM235 88V86L233 87ZM233 88H229L230 91H232ZM260 88V86H259ZM38 89V88H37ZM70 91L74 90L71 88H69ZM244 89V87H243ZM242 89V91H243ZM56 90V89H55ZM164 90V89H163ZM166 90V88H165ZM168 90V89H167ZM218 90V91H216ZM51 91V90H50ZM66 91V90H65ZM76 91V90H75ZM202 91L204 94H202ZM37 94H40V95H43L45 92H44V89H39L37 90ZM51 93V92H50ZM49 93V94H50ZM53 93V91H52ZM68 93H69V90H68ZM67 93V94H68ZM80 93V92H79ZM167 93H170L169 91H167ZM171 93V95H172ZM243 93V92H242ZM72 93H70V96H71ZM74 94V93H73ZM77 94V92H76ZM74 94V95H76ZM225 94V93H223ZM4 95V93H3ZM1 96V97H6L5 95L4 96ZM39 95V96H40ZM63 95V94H62ZM87 98L89 97V94H87ZM156 95V94H155ZM210 100L208 99V96H210ZM251 95V94H250ZM55 96V95H54ZM58 96V95H57ZM73 96V95H72ZM80 96V94H79ZM93 96V95H92ZM90 97V98H94V97ZM223 96V95H222ZM226 96V95H225ZM223 96V97H225ZM76 97V96H75ZM46 98V97H44ZM68 98V97H67ZM71 98V97H69ZM86 98V99H87ZM154 99H156V101L159 99V96L157 97H153ZM176 98V99H177ZM36 99V98H35ZM43 99V97H42ZM41 99V100H42ZM73 99V98H72ZM84 99H85V96H84ZM85 99V100H86ZM98 99V98H97ZM97 99H93V100H97ZM1 100V99H0ZM38 100V99H37ZM57 100V99H56ZM63 100H65L63 98ZM74 100V99H73ZM80 101V99H78ZM91 100V99H90ZM148 100V99H147ZM175 100V99H174ZM179 100V99H178ZM180 100H179V105H180ZM205 100V99H204ZM206 100L204 102H206ZM16 101V100H15ZM69 101V100H68ZM153 103H154V100L152 99L151 100ZM217 101H221L220 103H217ZM74 102V101H73ZM73 102L72 105H73ZM95 102V101H94ZM178 102V101H177ZM176 102V103H177ZM65 103V102H63ZM4 104V103H3ZM26 104V103H25ZM61 104H62V100H61ZM70 104V103H69ZM92 104V102H91ZM144 104V103H143ZM152 104V103H151ZM200 104V105H199ZM207 105V102L205 103ZM37 105L38 103H27L25 106H24V111L26 113V111L28 112H33L36 113L38 110L37 108ZM75 109H76V112H78V106L77 104H75ZM142 105V104H141ZM221 105H223V107H221ZM41 106V105H40ZM54 106V105H53ZM56 106V105H55ZM60 106V105H59ZM58 106V107H59ZM63 107H57V110H61V109H66L68 106L65 104L63 105ZM84 106V104H83ZM78 107V108H76ZM96 108V105L93 106ZM178 107V106H177ZM2 108V107H1ZM54 108V107H53ZM86 108V106H84V109ZM88 108V107H87ZM87 108H86V113L89 111H87ZM192 108V109H191ZM68 109V108H67ZM74 109V111H75ZM90 109H93L94 108H90ZM97 109V108H96ZM99 109V108H98ZM137 109V108H136ZM135 109V110H136ZM142 109V108H141ZM150 109V108H149ZM4 110V109H3ZM48 110V109H47ZM70 110V109H69ZM189 110V111H190ZM204 110V111H203ZM207 110V109H206ZM214 110V109H213ZM50 112V111H49ZM48 112V113H49ZM68 111L65 110V114L67 113ZM73 116H77V113L76 112H71V110L69 111ZM97 112V111H96ZM131 112V113H130ZM135 112V113H134ZM3 113V111L0 109V114ZM63 113V115H64ZM76 113V114H75ZM81 113H82V110H81ZM91 113V112H90ZM100 113V115H99ZM185 113V112H184ZM207 113V112H206ZM205 113V115H206ZM213 113V111L211 112ZM4 114V113H3ZM49 114H53L52 112H50ZM60 114V113H59ZM75 114V115H74ZM80 114V113H79ZM88 114V113H87ZM95 114V113H92V115ZM145 114V113H144ZM165 114V113H164ZM189 114V113H188ZM54 115V114H53ZM141 115H143V113H140V117H142ZM174 115V114H173ZM201 115V118H199V116ZM3 116V115H2ZM50 116V115H49ZM65 116V115H64ZM76 116L74 118H76ZM81 116V115H80ZM86 116V115H85ZM136 116V115H135ZM164 116V115H163ZM239 119H235L237 117ZM165 117V116H164ZM93 118V117H92ZM3 119V118H2ZM82 119V118H81ZM160 119V117H159ZM162 119V118H161ZM184 119V118H183ZM4 120V119H3ZM65 120H67L65 118ZM99 120V121H100ZM114 120V122H115ZM119 120V121H120ZM139 120V119H138ZM164 120V119H163ZM73 121V120H72ZM78 121V119H77ZM81 121V120H80ZM87 121V120H86ZM93 121V119H92ZM95 121V120H94ZM85 122V121H84ZM203 123H205V121L203 120L202 121ZM239 122V125L237 123ZM44 123V122H43ZM87 123V122H86ZM124 123V122H123ZM128 123V121H127ZM193 123V124H194ZM198 123V125H197ZM251 123V121H250ZM25 124V123H24ZM48 124V123H47ZM88 124V123H87ZM86 124V126H87ZM63 125V124H62ZM76 125V124H74ZM42 126V125H40ZM39 126V127H40ZM45 126V124H44ZM47 126V125H46ZM214 126V125H213ZM58 127V126H57ZM74 127V126H73ZM210 127V126H209ZM42 128V127H41ZM60 128V127H59ZM72 128V127H71ZM213 128V127H210V129ZM215 128V127H214ZM248 127H246V130H247ZM50 129V128H49ZM73 129V128H72ZM216 129V128H215ZM36 130V129H35ZM44 130H48V128H44ZM42 129V132L44 131ZM56 130V129H55ZM84 130V128H83ZM167 130V129H166ZM188 130V128H187ZM209 130V128H208ZM217 130V129H216ZM219 130V128H218ZM217 130V133H219ZM243 130V129H242ZM241 130V131H242ZM249 130V129H248ZM164 131V129H163ZM212 131V130H211ZM238 131V129H237ZM36 132V131H35ZM41 132V131H39ZM45 132V131H44ZM68 132V131H67ZM88 132V131H87ZM95 132V133H94ZM161 132V131H160ZM222 132V131H221ZM220 132V134H221ZM37 133V132H36ZM34 133V136H38L39 134L41 135V133ZM47 133V132H46ZM54 133V131H53ZM52 133V134H53ZM165 133V132H164ZM246 133V132H245ZM244 133V134H245ZM36 134V135H35ZM43 134V133H42ZM241 134V133H239ZM239 134H238V137H239ZM102 136V138L104 139L103 142L104 144L102 145L100 142H98L99 137L98 136ZM210 135V134H209ZM215 135V134H214ZM218 135V134H216ZM234 135L237 137L236 133H234ZM32 136V137H34ZM162 136V135H161ZM167 136V135H165ZM235 136H232V137H235ZM254 136H252L254 138ZM49 137V136H48ZM71 137V136H70ZM77 137V136H76ZM110 137V136H109ZM212 137V136H211ZM219 137V136H218ZM218 137H215V138H218ZM249 137V135H248ZM27 138V137H25ZM35 138V137H34ZM39 138V136H38ZM45 138H46V135H45ZM110 139V138H109ZM161 139V137H160ZM209 139V137H208ZM232 139V138H231ZM251 139V138H250ZM31 140V139H30ZM34 140V139H33ZM108 140V141H107ZM141 140V139H140ZM237 141V139H235ZM234 140V141H235ZM240 140V139H239ZM242 140V139H241ZM26 141V140H25ZM29 141V140H28ZM40 141V140H38ZM118 141V140H117ZM204 141V139H203ZM205 141H206V137H205ZM208 141V140H207ZM213 141V140H212ZM246 141V140H245ZM248 141V140H247ZM21 142V141H20ZM30 142V141H29ZM48 142V141H47ZM47 142H46V145L43 144L44 147L47 146ZM59 142V141H57ZM109 142V146L106 145L107 143ZM164 142V141H163ZM209 142V141H208ZM241 142V141H239ZM237 143L238 145H240V143ZM243 142V141H242ZM12 143V141L10 142ZM51 143V142H50ZM49 143V144H50ZM203 143V142H202ZM210 143V142H209ZM219 143V142H218ZM217 143V144H218ZM22 144V143H21ZM58 144V143H57ZM101 144V145H100ZM236 144V143H235ZM24 145V144H23ZM39 145V144H38ZM53 145V144H52ZM65 145V144H64ZM234 145V146H233ZM264 145V144H263ZM42 146V145H41ZM39 146L40 149H38V151L36 152V155L37 156H33L34 159L31 160V163H32V167H33V162L35 159H38L39 155H41L42 153V149L44 148L42 146ZM228 146V147H227ZM237 146V145H236ZM235 146V147H236ZM243 146V145H242ZM25 147V146H24ZM35 147V146H33ZM55 147V146H54ZM53 147V148H54ZM93 147H95L97 150L99 149L100 151H97V158L95 160V162H90V161H87L86 158L84 156L81 155L82 152H85V151H88L90 149H92ZM125 147V146H124ZM136 148L138 146H135ZM238 147V146H237ZM236 147V148H237ZM263 147V146H262ZM70 147H68L69 149ZM235 148V150H236ZM1 149V148H0ZM47 149V147H46ZM46 149H44L43 151H45ZM52 149V148H51ZM62 149V148H61ZM232 149V148H231ZM263 149V148H262ZM36 150V149H35ZM48 150V149H47ZM46 150V151H47ZM70 150V149H69ZM46 151L43 153L45 154ZM131 152V151H130ZM166 154L163 155L165 156L166 158L168 157H171V158H178V161L180 162L179 166L177 167H174L172 169H169L166 167V159L162 157V154ZM91 153V152H90ZM90 153L88 155H90ZM134 152H132L131 154H133ZM246 153V152H244ZM244 153H242L243 157H244ZM1 156H2V153H0ZM71 154V153H70ZM247 154V153H246ZM49 155V154H48ZM130 155V154H129ZM135 155V154H134ZM137 155V154H136ZM241 155V154H240ZM249 155V154H248ZM251 155V154H250ZM249 155V156H250ZM4 156V155H3ZM30 156V155H29ZM71 156V155H69ZM236 156V155H235ZM254 156V155H253ZM26 157V156H25ZM130 157V156H129ZM139 157V156H138ZM5 158V157H4ZM3 160H6L4 159ZM72 158V156H71ZM254 158V157H253ZM1 159V157H0ZM134 159V158H133ZM2 160V159H1ZM2 160V161H3ZM8 160V159H7ZM29 160V161H30ZM69 160L70 157H69ZM132 160V159H131ZM238 160V161H237ZM250 158H248L247 156V161H249ZM33 161V162H32ZM130 161V160H129ZM246 161V163H247ZM253 161H255L253 159ZM1 162V161H0ZM36 162V161H35ZM62 162V161H61ZM137 162V161H136ZM245 162V161H244ZM66 163V162H65ZM257 163L259 165H257ZM57 164V163H55ZM59 164V162H58ZM57 164V166H59ZM68 164V163H67ZM114 164V163H113ZM245 164V163H244ZM248 164V163H247ZM255 164V163H254ZM248 165H251L248 164ZM78 166H77V169H78ZM113 166V165H112ZM255 166V165H254ZM26 167V166H25ZM31 167V165H30ZM54 167V166H53ZM62 167V165L60 166ZM59 167V168H60ZM103 167V168H102ZM122 167V166H121ZM238 167V165H237ZM247 167V166H246ZM244 167V168H246ZM80 168V169H81ZM248 168V167H247ZM246 168V169H247ZM250 168H252L250 166ZM34 170V167L32 168ZM31 169V170H32ZM55 169V168H54ZM57 169V168H56ZM62 169V168H61ZM76 169V170H77ZM116 169V168H115ZM255 169V168H254ZM29 170V169H28ZM60 170V169H59ZM124 170V169H123ZM248 170L250 171V169H247V171L244 169V171L248 172ZM257 170V173H258V170L259 169H255ZM261 170H263L261 168ZM31 172L32 174V171H29ZM52 172V171H51ZM115 172V171H114ZM169 173L168 175L172 176L174 175V178L168 176L169 178V181L168 183L165 185V186H159V183H156L157 181H159L160 179L158 177L161 176V174H164V173ZM224 172V173H225ZM239 171L237 170V173ZM242 173V171H240ZM256 172V171H255ZM254 172V173H255ZM34 173V171H33ZM59 173V171L57 172V174ZM62 174V172H60ZM59 173V174H60ZM85 173V172H84ZM236 173V172H235ZM249 173V172H248ZM248 173H246L248 175ZM251 173V172H250ZM260 173V172H259ZM258 173V175H259ZM50 174V173H49ZM58 174V176H59ZM80 174H82L80 172ZM110 174V173H109ZM245 174V173H244ZM245 174V175H246ZM256 174V173H255ZM51 175V174H50ZM178 175L180 176V178H175V176ZM214 175V174H213ZM235 175V174H234ZM240 175V174H239ZM261 175V174H260ZM57 176V175H56ZM63 176V175H62ZM81 176V175H80ZM112 176V175H110ZM75 177V176H74ZM94 177V178H93ZM57 178V177H56ZM55 178V179H56ZM63 178V177H62ZM96 178V179H95ZM54 179V178H53ZM157 179V181H156ZM162 179V177H161ZM250 179V178H249ZM60 180V179H59ZM111 180V179H110ZM165 180V179H164ZM112 181V180H111ZM163 181V180H162ZM166 181V180H165ZM210 181V180H209ZM208 181V182H209ZM253 181V180H251ZM250 181V182H251ZM259 181V180H258ZM76 182V180H75ZM167 182V181H166ZM234 182V181H233ZM233 182H231L233 184ZM117 183V182H115ZM203 183V182H202ZM230 183V184H231ZM239 183V182H238ZM253 183V182H252ZM255 183V181H254ZM110 184V183H109ZM245 184V183H243ZM258 184V183H257ZM260 184V183H259ZM63 185V184H62ZM106 185V184H105ZM229 185V184H228ZM235 185V184H233ZM249 185L248 184V181L246 183L245 186ZM44 186V185H43ZM240 186V185H239ZM244 186V187H245ZM255 186V185H254ZM261 186V185H260ZM88 187V186H86ZM96 187V186H95ZM232 187V186H231ZM230 187V188H231ZM234 187V186H233ZM237 187V186H236ZM248 187V186H247ZM256 187V186H255ZM50 188V187H49ZM218 188V187H217ZM235 188V187H234ZM249 190L252 188L251 186L248 187ZM259 188V187H258ZM262 188V187H261ZM44 189V188H43ZM88 189V188H87ZM245 189V188H243ZM260 189V188H259ZM263 191H264V188H262ZM70 190V189H69ZM68 190V191H69ZM112 190V189H111ZM225 190V189H224ZM228 190V189H227ZM241 190H242V187H241ZM253 190V189H252ZM41 191V190H40ZM49 191V190H48ZM66 191V190H65ZM221 191V190H220ZM247 192V189L245 190ZM243 191V194L244 192ZM255 191V190H254ZM180 194V197L176 198L177 196L175 195L176 194ZM222 192V191H221ZM257 192V191H256ZM40 193V192H39ZM52 193V192H51ZM54 193V192H53ZM67 193V192H66ZM65 193V194H66ZM229 193V192H228ZM252 193V192H250ZM84 194V193H83ZM225 194V192H224ZM223 194V195H224ZM248 194V192H247ZM36 194H34L35 196ZM42 195V194H41ZM48 195V194H47ZM99 195V194H98ZM101 195V194H100ZM108 195V194H107ZM174 195V196H173ZM245 195V194H244ZM243 195V196H244ZM257 195V194H255ZM102 196V195H101ZM242 196V194H241ZM242 196V197H243ZM250 196L252 197V195L250 194ZM249 196V197H250ZM258 196V195H257ZM256 196V197H257ZM264 196V195H263ZM262 196V197H263ZM39 197V196H38ZM85 197V196H84ZM83 197V198H84ZM155 198L156 199V205H157V209L158 207L161 208L163 207V211L162 212H154L156 210H153L154 211H147L146 210V206L150 203V201L152 200V198ZM175 197V198H174ZM236 197V196H235ZM41 198V197H40ZM45 198H49L50 199V194H49V197H46ZM153 198V199H154ZM248 198V197H247ZM242 199V198H241ZM251 199V198H250ZM253 199V197H252ZM257 199V198H256ZM104 200V199H103ZM207 200V199H206ZM236 200V199H235ZM238 200V199H237ZM246 200V199H245ZM255 200V199H253ZM43 201V199H42ZM155 201V200H154ZM230 201V200H229ZM232 201V200H231ZM263 201V200H262ZM238 202V201H237ZM253 202V201H252ZM154 203V202H153ZM152 203V204H153ZM222 203V202H221ZM220 203V204H221ZM240 203V201H239ZM254 203V202H253ZM253 203H248V200L246 201L245 203V206H248V207H252L251 205H253ZM261 204L263 202H260ZM258 202V205L260 204ZM151 204V205H152ZM216 204V203H215ZM224 204V202H223ZM227 204V203H226ZM237 204V203H236ZM257 204V203H256ZM124 205L126 206L125 207V213H120L119 210H123L122 208L124 207ZM239 205V204H238ZM243 205L241 204V207ZM14 207V206H13ZM12 207V208H13ZM62 207V206H61ZM65 207V206H64ZM64 207H62L64 209ZM240 207V208H241ZM254 207V206H253ZM257 207V206H256ZM262 207V205H261ZM260 207V208H261ZM66 208V207H65ZM148 208V207H147ZM246 208V207H245ZM244 208V209H245ZM255 208V207H254ZM26 209V208H25ZM25 209L20 208L18 209L17 213L18 214H26V218L28 217V220L30 221V224L33 225L34 227L35 226H39V227H45V231L46 230H49L51 227L49 224L51 223H46V222H42L41 220H39L38 218L36 217H32V215L28 214L27 212H31L30 210H27L26 209V212H23L25 211ZM30 209V208H29ZM223 209V208H222ZM257 209V208H256ZM264 210V205H263V208ZM16 210V208H15ZM67 210V208H66ZM114 210V211H113ZM241 210V209H240ZM255 211V209H253ZM261 210V209H260ZM262 210V212H263ZM69 211V210H68ZM113 211V212H112ZM160 211V210H159ZM56 212V211H55ZM58 213L61 212L60 211H57ZM56 212V213H57ZM64 212V210H63ZM62 212V213H63ZM97 212V211H96ZM134 212H136L134 214ZM248 212V211H247ZM5 213V212H4ZM45 213L47 214H52V212H49L48 211H45ZM98 213V212H97ZM233 213V212H232ZM230 213V215L232 214ZM251 213V212H250ZM250 213H248L249 215H246L245 213L241 212V214H236L234 215V213L232 214L233 218L236 219L238 221V228L236 229V231L234 232V235L238 237V240L237 239H234V243L233 244H229L228 241H226L225 243H228L229 244V249H227L226 251L228 252L227 255L222 254L221 255H217L215 253V255L213 256V254H208L209 256H206L204 257V259L201 261V262H197L194 260V256H193V247L189 248L186 253L185 251L183 252L184 255H177L178 253H175V255H177V260L175 258V260L177 261V264H216V263H224L225 259L227 258H231V262L233 261L234 263H238V264H258L256 262H254L253 259L257 258V256L255 258L252 259V254L254 252H256L255 255L257 254H264V218H263V214L262 217H257V215L259 216L260 214H253L252 216H250ZM12 214V212H11ZM15 214V212H14ZM46 214V215H47ZM61 214V213H60ZM187 214H191V219L188 220V217L186 218V215ZM43 215V214H41ZM53 215V214H52ZM62 215H65V214H62ZM227 215V214H226ZM15 216V215H14ZM37 216V215H36ZM231 216V217H232ZM23 217V216H22ZM38 217V216H37ZM41 217V216H40ZM45 217V216H44ZM44 217L42 219H44ZM53 217V216H52ZM49 220V218L47 220L49 221H52L53 219ZM57 218H59L58 216H56ZM60 217H63V216H60ZM113 217V218H112ZM10 218V217H9ZM16 218V216H15ZM55 218V219H57ZM106 218L108 220H106ZM262 218V219H261ZM14 219V218H13ZM12 219V220H13ZM46 219V218H45ZM66 219V218H65ZM115 219V218H114ZM139 219V218H138ZM81 221H79L81 224L79 227H82L84 229V226L87 225L86 224V217H82L80 219ZM98 220V219H97ZM105 220V221H104ZM160 220V221H162ZM232 220V219H231ZM14 221V220H13ZM45 221V220H44ZM56 221V220H54ZM89 221V220H88ZM95 221V220H94ZM129 221V220H128ZM23 221L21 220V223ZM58 222V221H57ZM104 222V223H103ZM130 222V221H129ZM229 222V221H228ZM232 222V221H231ZM8 223V222H7ZM60 223V222H58ZM162 223V222H160ZM237 223V222H236ZM4 224V222H3ZM29 224V225H30ZM42 224V225H40ZM62 224V223H61ZM196 225V228L193 226V225ZM23 225V224H22ZM27 225V224H26ZM30 225V226H31ZM57 225V224H56ZM56 225L53 224V226L55 227ZM59 226H61L60 224H58ZM78 225V224H77ZM207 225V228H211V231L209 232V230L207 232H209L208 234H211V232H213L212 234H214L213 236L209 237L210 235H206V233L204 232L205 230L203 229L205 226ZM233 225V224H232ZM259 226L260 229H258L259 231L258 232V235L255 236L256 232H254L253 230L255 229L256 226ZM12 226V225H11ZM29 226V228H31ZM111 226V225H109ZM126 226V225H125ZM161 226V225H160ZM54 227H52L54 229ZM104 227V228H106ZM155 227V226H154ZM153 227V228H154ZM193 227V228H192ZM258 227V228H259ZM10 228V227H9ZM33 228V227H32ZM36 228V227H35ZM51 228V229H52ZM103 228V229H104ZM117 228H115V231H117ZM158 228V227H156ZM177 228V227H176ZM52 229V230H53ZM109 229V228H108ZM145 229V227L143 228ZM150 229V227L148 228ZM166 229V228H165ZM206 229V228H205ZM257 229V228H256ZM9 230V229H7ZM10 230H12L10 228ZM105 230V229H104ZM103 230V231H104ZM107 230V229H106ZM110 230V229H109ZM138 230V231H137ZM146 230V229H145ZM193 230V231H192ZM204 230V231H203ZM78 231V230H77ZM111 231V230H110ZM127 231V230H126ZM125 231V232H126ZM151 231V229H150ZM81 232V228H80V231ZM102 232V230H101ZM108 232V231H107ZM122 232V231H121ZM49 233V232H48ZM115 233V232H114ZM117 233V232H116ZM119 233V232H118ZM155 233V232H154ZM185 233V234H186ZM32 234V233H31ZM103 234V233H102ZM108 234H110L108 232ZM98 235L100 236V233H98ZM98 235L96 237H98ZM260 235V238L258 237ZM3 236V235H2ZM95 235H92V237H94ZM231 236V235H230ZM229 236V237H230ZM258 237L260 240H262L261 242V247L259 246V248H256L254 247L250 242V240H252L251 238L252 237ZM133 237V236H132ZM95 238V237H94ZM171 239V238H170ZM197 239V238H196ZM200 240V242H201ZM237 240V241H236ZM9 240L6 239V238H2L0 237V248L1 247H6L8 246V242ZM170 241V240H169ZM173 241V240H171ZM170 241V242H171ZM225 241V240H224ZM185 242V241H184ZM197 242H199L197 240ZM196 242V243H197ZM233 242V240H232ZM42 243L43 242H40V241H37V244H35L36 248L40 249L41 246H42ZM164 244V243H163ZM48 247L47 248H50L49 247V244L47 245ZM9 247V246H8ZM40 247V248H39ZM198 247V248H199ZM214 247V246H213ZM227 247V248H228ZM94 248V247H93ZM168 248V247H167ZM7 249V248H6ZM12 249V248H11ZM38 249L36 251H38ZM156 249V248H155ZM154 249V250H155ZM220 249V248H219ZM159 251V249H157ZM161 250V249H160ZM2 251V250H1ZM4 251V250H3ZM8 251V249H7ZM11 251V250H10ZM15 251V250H14ZM13 251V252H14ZM107 251V250H106ZM137 254L133 255V252ZM150 251V250H149ZM166 251V250H165ZM196 251V249H195ZM259 253H258V252ZM57 252V251H56ZM95 252V251H94ZM179 252V251H178ZM38 252L36 253H31V255H27V256H22V257H16V258H12V255L9 257L8 256V259H3L4 261L0 262V264H38L39 262L41 263L42 260H44V258L46 257V255H41V254H37ZM209 253V251H208ZM218 253V252H217ZM169 254V253H167ZM173 254V253H172ZM202 255V254H201ZM245 255H248V257L246 258ZM1 256V254H0ZM5 256V255H4ZM153 256V255H151ZM3 257V256H2ZM174 258V257H173ZM262 258H263V255H262ZM89 259V258H88ZM224 260V261H223ZM106 261V262H105ZM258 261V260H257ZM261 263L260 264H264L262 261L264 260H259ZM169 262V261H168ZM173 262V261H171ZM170 263V262H169ZM154 264V263H153ZM160 264V263H159ZM176 264V262H175ZM227 264V262H226Z\"/></svg>",
	"mask_w": 264,
	"mask_h": 264
}]
</instances>
